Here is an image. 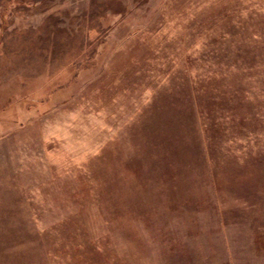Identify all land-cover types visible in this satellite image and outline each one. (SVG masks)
Listing matches in <instances>:
<instances>
[{
	"label": "rangeland",
	"instance_id": "374dc122",
	"mask_svg": "<svg viewBox=\"0 0 264 264\" xmlns=\"http://www.w3.org/2000/svg\"><path fill=\"white\" fill-rule=\"evenodd\" d=\"M0 264H264V0H0Z\"/></svg>",
	"mask_w": 264,
	"mask_h": 264
},
{
	"label": "trees",
	"instance_id": "16d2710c",
	"mask_svg": "<svg viewBox=\"0 0 264 264\" xmlns=\"http://www.w3.org/2000/svg\"><path fill=\"white\" fill-rule=\"evenodd\" d=\"M237 80V79H236ZM239 111V110H238ZM237 112L230 114L232 117L235 116Z\"/></svg>",
	"mask_w": 264,
	"mask_h": 264
}]
</instances>
